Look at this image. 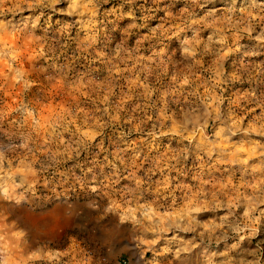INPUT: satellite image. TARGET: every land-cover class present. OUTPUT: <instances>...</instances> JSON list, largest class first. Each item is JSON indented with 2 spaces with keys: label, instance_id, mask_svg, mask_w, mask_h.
Wrapping results in <instances>:
<instances>
[{
  "label": "clouds",
  "instance_id": "1",
  "mask_svg": "<svg viewBox=\"0 0 264 264\" xmlns=\"http://www.w3.org/2000/svg\"><path fill=\"white\" fill-rule=\"evenodd\" d=\"M0 264H264V0H0Z\"/></svg>",
  "mask_w": 264,
  "mask_h": 264
},
{
  "label": "rangeland",
  "instance_id": "2",
  "mask_svg": "<svg viewBox=\"0 0 264 264\" xmlns=\"http://www.w3.org/2000/svg\"><path fill=\"white\" fill-rule=\"evenodd\" d=\"M163 16H164V13H163V12L158 13V15H157V20L154 21V23H155V22H159V18H160V17H163ZM149 255H151V254H149Z\"/></svg>",
  "mask_w": 264,
  "mask_h": 264
}]
</instances>
